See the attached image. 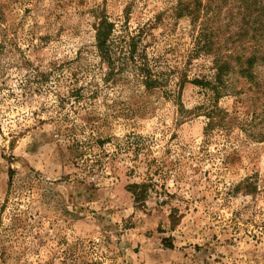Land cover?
<instances>
[{"label":"rangeland","instance_id":"rangeland-1","mask_svg":"<svg viewBox=\"0 0 264 264\" xmlns=\"http://www.w3.org/2000/svg\"><path fill=\"white\" fill-rule=\"evenodd\" d=\"M173 1L0 0V264H264V90L231 72L207 130L213 57ZM127 7L181 88L103 80L94 15Z\"/></svg>","mask_w":264,"mask_h":264},{"label":"trees","instance_id":"trees-1","mask_svg":"<svg viewBox=\"0 0 264 264\" xmlns=\"http://www.w3.org/2000/svg\"><path fill=\"white\" fill-rule=\"evenodd\" d=\"M233 4L237 9L235 15L231 14ZM168 11H171L170 15L175 21L187 18L193 27L192 52L188 57L200 54L213 57L211 77H195L192 80L211 92L208 99L210 105L203 111L208 119L207 130L224 125L222 121L228 111L220 108L218 102L221 90L227 87L225 79L231 72H236L242 80L249 82L253 97L260 100L264 81L258 80L254 69L258 62L264 64V0H174ZM129 13L127 7L125 19L119 26L102 11L94 15L95 47L106 68L103 80L114 81L120 76L129 78L132 75L146 88L160 87L169 84V81L181 88L188 81L184 71L178 66L159 69L160 61L150 56L142 43L152 26L145 24L131 29ZM223 14L228 16L226 23L223 22ZM231 22L235 25L230 33L227 26ZM225 31L228 35H225ZM230 40L233 43L231 46ZM255 136L264 141V128L259 129ZM248 186L253 189L252 184ZM133 193L136 194V191Z\"/></svg>","mask_w":264,"mask_h":264}]
</instances>
